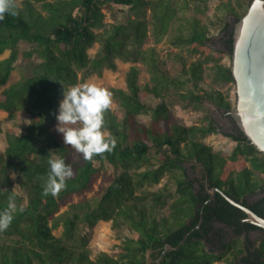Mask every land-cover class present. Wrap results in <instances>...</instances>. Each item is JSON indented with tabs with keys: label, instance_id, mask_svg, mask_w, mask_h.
I'll return each instance as SVG.
<instances>
[{
	"label": "trees",
	"instance_id": "1",
	"mask_svg": "<svg viewBox=\"0 0 264 264\" xmlns=\"http://www.w3.org/2000/svg\"><path fill=\"white\" fill-rule=\"evenodd\" d=\"M185 1H195L199 12V2L205 7L207 0ZM110 3L134 12L148 9L155 42L174 27L172 45H186L189 52L204 56L203 61L212 60L214 80L233 81L229 66L220 63L222 57L231 56V36L224 49L211 47L207 26L194 15L177 16L170 0H22L17 4L18 15L5 14L0 19V55L9 50L0 58V110L7 119L19 111L27 115L23 131L5 133V147L0 151V210L9 197H14L17 209L23 208L0 231V264H146L147 258L148 264H264V238L256 244L239 237L223 242L222 230L214 229V221L234 227L237 235L259 227L242 222L244 212L220 193L210 199L208 192L216 187L264 217V196L253 203L246 201L248 195L264 192V154L242 133L221 131L210 118L207 124L196 126L176 118L164 97L170 88L179 89L186 81L196 90L178 93L185 106H201L209 99L229 111L231 103L220 91L197 88L203 61L186 64L178 56L182 76H173L153 47L142 49L148 31L143 16L95 31L104 26L103 8ZM244 4L246 0H237L242 8L238 12L226 1L223 9L237 20L246 10ZM228 26L224 22L221 28L226 31ZM19 42L30 48L18 50ZM95 42L100 48L90 57L87 49ZM116 56L133 64L126 71L125 88L110 89L120 114L111 109L104 114L103 130L115 139V147L86 161L55 130L59 98L63 88L88 75L115 69ZM20 57L29 61L34 57L37 62L31 64L29 74L3 87ZM137 62L145 65L150 83L138 84ZM147 96L159 100L148 105ZM140 114L149 116L148 123L137 119ZM213 132H222L235 142L229 154L214 151L195 137ZM57 157L72 168V176L56 196H45L48 160ZM185 161L202 166L207 187L190 178ZM106 164L119 171L107 173ZM165 174L173 178L176 196L168 203L169 214L157 218L155 212L167 205L169 189L145 187L158 183ZM98 178L107 184L96 198L69 203L58 213L73 194H83ZM100 220L111 221L114 229L126 227L136 236L124 238L115 256L99 252L92 259L86 248L87 234L80 229H90ZM58 225L61 233L54 236L52 230ZM166 245L171 248L165 250Z\"/></svg>",
	"mask_w": 264,
	"mask_h": 264
},
{
	"label": "rangeland",
	"instance_id": "2",
	"mask_svg": "<svg viewBox=\"0 0 264 264\" xmlns=\"http://www.w3.org/2000/svg\"><path fill=\"white\" fill-rule=\"evenodd\" d=\"M22 0H16L18 5H21ZM229 1L231 5L235 7L236 10L242 11V8L238 7L237 0H207L206 6L199 2L200 10L199 12L195 10V1H185V0H170L171 6L176 9L177 16H190L194 15L200 19L201 23L207 26V36L209 37V44L213 48L218 46L215 44V41L220 36L221 27L225 21L230 20V16L227 11L223 9V2ZM244 3V2H243ZM247 5V0H246ZM35 6L37 9L40 8V4L36 3ZM103 23L104 26L95 31H101L103 28H109L111 24L123 23L127 18L134 17H144L147 21V34L141 45L142 49H148L153 47L158 53L159 57L165 62V66L173 76H182L180 71V62L178 56H182L186 60V64H189L191 61L201 60L203 61L204 56L199 53H192L188 51L186 45L175 46L170 43V39L175 33L174 27L169 31L167 35H164L159 42L154 41L151 30V13L148 9H143L137 12L132 11L127 6H122L114 3H110L108 6L103 8ZM30 48V45L24 42H19L17 49L20 51H26ZM100 48V43H93L88 49L87 54L92 57L97 53ZM9 50L4 51L0 58L7 56ZM37 62L36 58L29 60L25 58H18L13 65V69L10 72L8 81L5 86L16 82L21 77L26 76L31 71V64ZM220 63L230 66L231 60L229 56H224L221 58ZM133 64L129 61H125L120 57L115 58V69H103L99 74L92 73L85 77L82 81L78 82L76 85H79L82 82L95 83L99 86H102L110 91L111 88H125V74L128 70V67ZM135 65L139 68L138 74V84L143 85L150 83L149 73L142 62H137ZM213 61H203L201 79L197 83V88L205 90L207 93L213 91H220L231 103V108L235 105V83L225 82V81H216L213 76ZM184 77V76H183ZM72 87V86H70ZM69 87V88H70ZM189 90H196L193 83L186 81L184 86L179 89L170 88L168 93L165 95L164 100L171 108L174 113V116L181 120L186 125H205L207 124L208 119H212L215 123H218L221 130L227 132V127L225 126V121L222 119L221 111L215 109L211 106L209 99H204L201 106H185L183 101L178 98V93H185ZM112 93V92H111ZM62 99V96L59 98V101ZM159 99L153 96H147L145 102L148 105L156 103ZM58 107V106H57ZM217 108V107H216ZM110 109L117 111L120 114V109L116 102V99L112 97V104ZM27 119L26 113L19 111L13 119H7V114L5 111L0 110V126L2 132L0 133V151L5 147V133H18L23 131L22 127ZM137 119L141 122L148 123L149 116L147 114H140L137 116ZM196 139L204 142L205 144L211 146L214 151H222L226 154H229L235 146V142L232 141L228 136L224 135L222 132L216 133H207L204 135L197 134L195 135ZM103 170L107 173H115L119 170H114L110 165H104ZM107 182H103L98 178L92 185V187L84 192L81 195H72L68 200L66 205L60 207L58 213H61L66 209L67 205L72 202H76L82 198H96L102 189L105 187ZM162 186H167L169 189V197L167 199V205L161 209H158L155 212L157 218L160 216H167L169 214L168 203L176 196L175 185L173 183V178L165 174L158 183L146 186V190L155 191L161 188ZM62 227L58 225L52 230L54 236H59L61 233ZM80 232L87 234V244L86 248L89 252V257L94 258L99 252H106L110 255H116L117 245L126 237H135L136 234L129 230L126 227L119 229H114L111 226V221H98L92 228H81ZM150 262V259L147 258L146 264ZM220 264V263H214Z\"/></svg>",
	"mask_w": 264,
	"mask_h": 264
},
{
	"label": "water",
	"instance_id": "3",
	"mask_svg": "<svg viewBox=\"0 0 264 264\" xmlns=\"http://www.w3.org/2000/svg\"><path fill=\"white\" fill-rule=\"evenodd\" d=\"M231 37L229 71L235 83L236 100L228 114L243 137L264 154V0L247 1L244 14L233 24ZM211 106L221 111L213 102ZM184 166L192 179L202 178V169L198 163L186 161ZM216 192L244 212V221L264 229V217L216 187L210 189V198ZM260 238H264V233L254 238V243ZM170 248L166 245L164 249Z\"/></svg>",
	"mask_w": 264,
	"mask_h": 264
},
{
	"label": "clouds",
	"instance_id": "4",
	"mask_svg": "<svg viewBox=\"0 0 264 264\" xmlns=\"http://www.w3.org/2000/svg\"><path fill=\"white\" fill-rule=\"evenodd\" d=\"M5 14L18 15L16 0H0V19ZM111 104V92L95 83L82 82L62 90L55 113V130L62 135L63 143L73 147L86 161L115 147V139L103 130L104 114ZM48 165L42 194L56 196L72 176V168L59 157L49 159ZM17 211L22 212L23 208L17 209L14 197H9L7 206L0 210V231L9 227Z\"/></svg>",
	"mask_w": 264,
	"mask_h": 264
},
{
	"label": "flooded vegetation",
	"instance_id": "5",
	"mask_svg": "<svg viewBox=\"0 0 264 264\" xmlns=\"http://www.w3.org/2000/svg\"><path fill=\"white\" fill-rule=\"evenodd\" d=\"M230 17L231 18H230L229 21H225V22H228L229 23L228 29L226 31H223V29L221 28L220 36L215 41V44L218 46L217 48H219V49H224L225 40H227L230 36H232V27H233V24H234V22L236 20L232 17V15ZM221 113H222L221 114L222 119H224L225 126L227 127V130H228L227 133H230V132L235 133V134L236 133H239L240 131L236 127L235 122L232 120V118L228 114V111H225V110L221 109ZM216 124L219 126L218 123H216ZM219 128H220V126H219ZM220 130H221V128H220ZM200 167L202 169V166L201 165H200ZM202 171H203V169H202ZM202 175L203 174H201V177H202ZM199 181L200 182H203L205 184V186L207 187V183L204 182L203 177L201 179H199ZM208 192L210 194V189L208 190ZM263 196H264V192L259 193V194H250V195H248L246 197V201L248 203H253L254 201L258 200L259 198H261ZM213 197H211V198H213ZM241 221L242 222H245L244 219L241 220ZM213 226H214V229L215 230H220V229L222 230L221 233H222V240H223V242H227V241H230L231 239H234L235 237H239L241 240H243L244 243L246 242L245 241L246 238L249 240V242L254 243V238H256L257 236H259V234H263L264 233V229L255 228V229H249L247 231L243 230L240 235H237L234 232V227L229 226L226 223H223V222H220V221H214L213 222ZM217 246H219V242H217Z\"/></svg>",
	"mask_w": 264,
	"mask_h": 264
}]
</instances>
